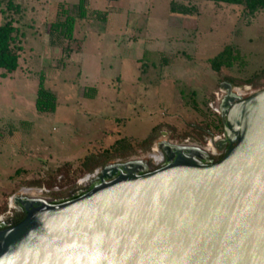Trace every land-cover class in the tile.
I'll return each instance as SVG.
<instances>
[{
    "label": "rangeland",
    "instance_id": "obj_1",
    "mask_svg": "<svg viewBox=\"0 0 264 264\" xmlns=\"http://www.w3.org/2000/svg\"><path fill=\"white\" fill-rule=\"evenodd\" d=\"M78 1L0 0V25L13 22L20 48L18 69L0 70L1 220L18 215L13 200L84 193L109 165L157 170L160 144L221 141L224 84L242 98L264 90V12L199 0H89V16L105 13V22L76 20L70 42L51 37L61 10L75 16ZM171 2L193 13L172 15ZM227 48L231 67L213 72L210 61ZM40 74L56 97L53 113L35 110Z\"/></svg>",
    "mask_w": 264,
    "mask_h": 264
},
{
    "label": "water",
    "instance_id": "obj_2",
    "mask_svg": "<svg viewBox=\"0 0 264 264\" xmlns=\"http://www.w3.org/2000/svg\"><path fill=\"white\" fill-rule=\"evenodd\" d=\"M226 100L220 160L160 144L157 170L109 165L73 200H19L0 264H264V90Z\"/></svg>",
    "mask_w": 264,
    "mask_h": 264
},
{
    "label": "trees",
    "instance_id": "obj_3",
    "mask_svg": "<svg viewBox=\"0 0 264 264\" xmlns=\"http://www.w3.org/2000/svg\"><path fill=\"white\" fill-rule=\"evenodd\" d=\"M199 1L243 7L247 10L250 17H253L256 13L264 12V0ZM88 2L89 0L78 1L75 16L69 15L65 9L61 10L59 17H63V20H59L51 25L50 36L52 37L54 33H58L62 38L70 42L73 40V31L76 20H85L90 17L105 22V13L91 12L89 16L87 10ZM11 3L12 2L9 1V9L13 8ZM169 13L172 15L190 16L193 13V9L182 4L171 2L169 4ZM17 35L18 29L13 25L11 20H6L0 25V70L8 75L14 73L18 69L19 56L17 52L20 51V48L16 47L15 44L17 41ZM232 60L231 51L227 48L210 61L211 70L215 73H219L222 68H230ZM38 81V89L34 101L35 110L38 113H53L56 108V97L53 93L44 88V77L41 74L39 75ZM23 218L24 215L18 216L16 224L21 222Z\"/></svg>",
    "mask_w": 264,
    "mask_h": 264
},
{
    "label": "flooded vegetation",
    "instance_id": "obj_4",
    "mask_svg": "<svg viewBox=\"0 0 264 264\" xmlns=\"http://www.w3.org/2000/svg\"><path fill=\"white\" fill-rule=\"evenodd\" d=\"M210 145L212 146V149H213V154L210 155L209 157V161L211 163H215L217 162L218 160H220L221 156L220 154L223 153L227 148H228V144L226 143V141L224 142H221V141H217L216 139L215 140H212L210 142ZM160 156H161V159L157 162L158 165H163L165 166L167 164L166 162V159L165 157L162 155V153H160ZM99 183V180H98V176L97 177H92V180H89L88 182V188H86L85 192H87L88 190H90L92 187H94L96 184ZM81 192V191H80ZM76 192L74 194H72L70 196V199H73V198H76L77 196H80L81 194H83L82 192ZM84 192V193H85ZM19 200H13V204L15 205V207L17 206L19 208V203H18ZM22 215H25L24 214V211H21V209L19 208V212H18V215L15 216V218H13L12 221H7V220H0V225H3V227L1 229H5V228H10L14 225H16V219L18 216H22Z\"/></svg>",
    "mask_w": 264,
    "mask_h": 264
},
{
    "label": "built area",
    "instance_id": "obj_5",
    "mask_svg": "<svg viewBox=\"0 0 264 264\" xmlns=\"http://www.w3.org/2000/svg\"><path fill=\"white\" fill-rule=\"evenodd\" d=\"M209 146H210V142L208 143V145H207V147L209 148ZM209 154L211 155V154H213V149H212V146H211V148H210V150H209ZM220 156H221V154H220ZM210 157V156H209ZM208 163H211L210 161H209V158H208ZM82 195V194H81ZM79 197V196H78ZM73 199H75V198H73ZM73 199H69V200H73ZM69 200H66V201H69ZM66 201H56V200H50V199H48L47 200V202L49 203V204H51V205H55V204H60V203H63V202H66ZM1 220V219H0Z\"/></svg>",
    "mask_w": 264,
    "mask_h": 264
},
{
    "label": "bare ground",
    "instance_id": "obj_6",
    "mask_svg": "<svg viewBox=\"0 0 264 264\" xmlns=\"http://www.w3.org/2000/svg\"><path fill=\"white\" fill-rule=\"evenodd\" d=\"M228 98L229 99H240V98H242V95L239 94L238 91H230Z\"/></svg>",
    "mask_w": 264,
    "mask_h": 264
}]
</instances>
